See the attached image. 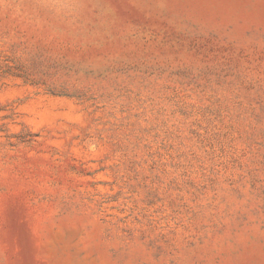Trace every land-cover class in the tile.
Masks as SVG:
<instances>
[{"label":"rangeland","instance_id":"rangeland-1","mask_svg":"<svg viewBox=\"0 0 264 264\" xmlns=\"http://www.w3.org/2000/svg\"><path fill=\"white\" fill-rule=\"evenodd\" d=\"M0 264H264V0H0Z\"/></svg>","mask_w":264,"mask_h":264}]
</instances>
